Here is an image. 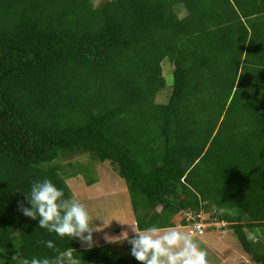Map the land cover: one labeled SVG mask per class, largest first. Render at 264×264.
Segmentation results:
<instances>
[{"label": "trees", "instance_id": "trees-1", "mask_svg": "<svg viewBox=\"0 0 264 264\" xmlns=\"http://www.w3.org/2000/svg\"><path fill=\"white\" fill-rule=\"evenodd\" d=\"M95 1L0 0V264L51 259L49 240L82 264H141L19 211L44 179L73 198L79 154L116 168L138 230L209 214L264 264V0Z\"/></svg>", "mask_w": 264, "mask_h": 264}, {"label": "clouds", "instance_id": "clouds-1", "mask_svg": "<svg viewBox=\"0 0 264 264\" xmlns=\"http://www.w3.org/2000/svg\"><path fill=\"white\" fill-rule=\"evenodd\" d=\"M24 194L27 203L21 201L19 204V211L24 216L38 219V227L60 238L78 240L88 249L96 246L94 234L110 225H106L104 220L102 224L95 223L98 217L92 215L86 204L66 197L64 190L49 179L33 182L30 190ZM218 211L224 215L227 209L219 208ZM115 220L127 225V228L118 236L105 233L106 242H126L130 245L131 255L141 264H209L208 251L193 238L191 230L181 231L169 227L162 231L155 224L138 230L134 222ZM46 246L56 253L51 259L22 258L19 264H82L81 257L74 254L71 248L61 250L52 240L47 241Z\"/></svg>", "mask_w": 264, "mask_h": 264}, {"label": "rangeland", "instance_id": "rangeland-1", "mask_svg": "<svg viewBox=\"0 0 264 264\" xmlns=\"http://www.w3.org/2000/svg\"><path fill=\"white\" fill-rule=\"evenodd\" d=\"M97 3H99L98 0L94 2L95 5ZM163 67L167 85L170 86V89H172L174 82L173 64L169 60H165ZM89 156L87 154L77 155L72 159L73 164L68 169V172L71 173L70 175H75V177L68 179V184L70 185L74 195L73 198L86 204L92 215L94 217H98L95 220V223L102 224L104 220L106 221V225L110 224L107 228L103 229L106 230L107 234L110 236H118L120 234H114L113 232L115 229L121 228V224L115 219L123 222H131L136 219L127 183L119 176L116 168L110 162L107 161L105 163H101L100 161L92 160ZM87 178H95L97 179V182L93 185L87 186L85 184V179L87 180ZM201 218L206 224H209V222H206L209 218V214H202ZM190 227L192 228V226ZM191 228L188 227L186 230H191ZM109 229L112 230L107 231ZM161 230L164 231L166 229ZM102 231L95 233L97 239L102 238L101 236L105 235ZM205 237L206 236H204V238ZM193 238L200 242L201 246L204 247L203 242L198 237ZM233 242H236L239 245L240 250L242 249V246L235 235H233ZM97 245L99 246V241H97L96 246ZM118 246L123 249L126 246V242L120 243ZM218 246L220 247L219 251H221L223 246ZM207 251L209 253L210 263L216 264L214 262V252H210L209 249ZM222 253L223 255H231V253L234 254L235 260L239 258L237 252L231 249L223 250ZM244 258L246 260H242L243 262L240 264H257L251 260L249 256L248 258Z\"/></svg>", "mask_w": 264, "mask_h": 264}, {"label": "crops", "instance_id": "crops-1", "mask_svg": "<svg viewBox=\"0 0 264 264\" xmlns=\"http://www.w3.org/2000/svg\"><path fill=\"white\" fill-rule=\"evenodd\" d=\"M131 222H134L136 224L135 221H131ZM188 227L190 228V226H183L181 223L175 226V228L181 231H189V230H186ZM126 228H127V225H121V228L115 229L113 233L121 234V232ZM110 230L112 229H109L107 231H110ZM191 231L193 232L192 229ZM102 232L103 234L107 233L106 230H103ZM233 235L234 234L232 233V230L229 228V226L227 227V229L210 228L204 234H201V235L194 233V237H198L203 242L204 248H206L207 250L209 249V251L212 253L214 252L213 254L215 258L214 257L213 258L216 264H240L241 262H243L242 260H246L244 257L248 258V256L242 249H241L242 251L240 250L239 245L236 242L235 243L233 242ZM204 236L206 237L204 238ZM95 237L96 236L94 234V238ZM101 237L102 238H99V239H97V237L95 238L96 242L99 241V246L108 243L105 240V235ZM218 245L223 246L221 251H219L220 247ZM81 247L85 248V246L82 244H81ZM227 249L236 251L237 254L239 255V258L235 260V256L234 254H232L233 252L231 253V255H223L222 251L227 250ZM209 264H211L210 260H209Z\"/></svg>", "mask_w": 264, "mask_h": 264}, {"label": "built area", "instance_id": "built-area-1", "mask_svg": "<svg viewBox=\"0 0 264 264\" xmlns=\"http://www.w3.org/2000/svg\"><path fill=\"white\" fill-rule=\"evenodd\" d=\"M191 226L195 234L201 235L205 233L206 229L210 226V224H206L203 220H201L193 223Z\"/></svg>", "mask_w": 264, "mask_h": 264}]
</instances>
